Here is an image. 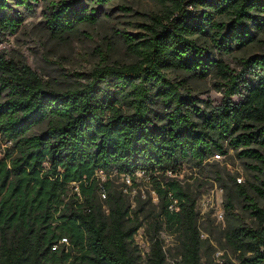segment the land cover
Here are the masks:
<instances>
[{"label": "trees", "instance_id": "1", "mask_svg": "<svg viewBox=\"0 0 264 264\" xmlns=\"http://www.w3.org/2000/svg\"><path fill=\"white\" fill-rule=\"evenodd\" d=\"M113 1L50 0L46 26L59 37L96 24L99 9ZM160 1L164 13L152 17L144 34L124 35L136 62L104 60L73 89L46 86L28 64L0 51V140L6 145L0 158V264H140L135 234L142 222L111 186L113 173L134 177L137 171L155 182L160 222L178 235L174 264H264V53L243 59L252 79L235 103L230 96L240 92V73L210 58V48L199 42L210 39L223 54L247 48L264 27V0ZM16 8L33 9L31 0H0L1 29L15 33L22 25ZM168 70L197 79L216 74L229 91L220 105L200 109L192 97H182ZM112 84L131 89L133 112L121 108ZM147 88L155 91L156 108ZM229 149L251 162L262 203L236 183L251 217L250 224L240 222L226 187L225 249L237 254V262L210 254L204 261L197 198L179 181L164 186L157 178L185 161L200 166ZM163 246L159 238L152 241L148 264H168Z\"/></svg>", "mask_w": 264, "mask_h": 264}, {"label": "rangeland", "instance_id": "2", "mask_svg": "<svg viewBox=\"0 0 264 264\" xmlns=\"http://www.w3.org/2000/svg\"><path fill=\"white\" fill-rule=\"evenodd\" d=\"M49 2L50 0H31V11L16 8L15 12L24 17L23 23L15 33L0 28V51L8 60L28 64L40 75L46 86L61 91L86 83L89 73L104 60L119 65L136 62L137 58L126 46L124 35L129 34L135 38L141 36L146 32V26L152 23V17L161 16L165 10L160 0H115L99 9L98 23L81 24L74 31L57 37L53 36L46 26L45 14ZM199 42L210 48V58L224 60L235 74L240 73V92L231 95L230 99L235 103L242 101L246 94L245 86L252 79L244 69L242 61L246 57L264 53V27L257 31V39L253 44L231 54L219 52L212 46L210 39H201ZM167 75L172 82L180 86L182 97H192L200 109H211L220 105L230 87L216 74L197 79L183 70H168ZM111 88L120 91L121 108L126 113L133 112L134 107L130 103L133 94L129 95L131 89L119 90L114 84ZM147 91L150 106L156 108L159 104L155 103V91L152 88H147ZM46 125L47 123L37 126L35 132L42 131ZM0 145L2 158L6 145H3L1 140ZM215 155L200 166L193 160L185 161L157 179L164 186L169 181H179L197 198L201 236L205 241L201 251L203 260L210 254L212 259L219 262L224 259L223 256L237 262V254L229 248L225 249L223 231L226 219V187L236 206L233 210L235 218L250 224V214L244 208L245 202L238 194L236 183L245 184L249 192L256 196L253 184L257 182V172L251 168L250 161L240 158L233 149H229L227 154H220L219 158ZM97 176L101 181L107 178L103 172H98ZM111 183L112 189L134 210L133 219L138 216V220L142 222L135 234V244L142 256L140 264H148L150 247L155 238L163 241L168 264H174L176 258L179 259V239L166 224L160 222L159 198L153 179L146 173H137L130 180L123 174L113 173ZM76 189L77 186L73 185L72 191ZM100 193L104 199L103 189ZM258 201L262 203L260 198ZM157 221L160 224H157Z\"/></svg>", "mask_w": 264, "mask_h": 264}, {"label": "built area", "instance_id": "3", "mask_svg": "<svg viewBox=\"0 0 264 264\" xmlns=\"http://www.w3.org/2000/svg\"><path fill=\"white\" fill-rule=\"evenodd\" d=\"M215 156H216L217 158H219L221 155H220V154H216ZM137 173H142V172H141V171H137L136 174H137ZM125 176L128 178V180H130V178H131L130 175H125ZM174 208H175L174 205H171V206H170V209H171V210H173ZM175 209H177V208H175ZM220 216L223 217V214H221Z\"/></svg>", "mask_w": 264, "mask_h": 264}]
</instances>
